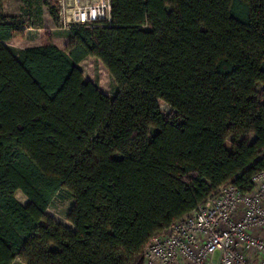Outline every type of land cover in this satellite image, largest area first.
Masks as SVG:
<instances>
[{"label": "trees", "instance_id": "1", "mask_svg": "<svg viewBox=\"0 0 264 264\" xmlns=\"http://www.w3.org/2000/svg\"><path fill=\"white\" fill-rule=\"evenodd\" d=\"M5 1L0 264H144L147 243L217 190L251 188L264 169V0H112L111 23L64 32L66 49L8 45L46 6L58 22V0H20L25 19ZM88 58L117 94L85 80ZM64 196L71 228L47 213Z\"/></svg>", "mask_w": 264, "mask_h": 264}, {"label": "built area", "instance_id": "2", "mask_svg": "<svg viewBox=\"0 0 264 264\" xmlns=\"http://www.w3.org/2000/svg\"><path fill=\"white\" fill-rule=\"evenodd\" d=\"M59 29L112 21V0H58ZM264 159V153L262 155ZM230 183L145 246L144 264H264V169Z\"/></svg>", "mask_w": 264, "mask_h": 264}, {"label": "rangeland", "instance_id": "3", "mask_svg": "<svg viewBox=\"0 0 264 264\" xmlns=\"http://www.w3.org/2000/svg\"><path fill=\"white\" fill-rule=\"evenodd\" d=\"M5 12L9 15L13 16H22V3L20 0H6L4 2ZM59 20V18H58ZM33 34L30 37V30H26L24 36L15 38L8 43L15 48L21 49L31 46H39L42 44L48 43V37L52 38L53 43L57 46H60L61 49H66L68 46V41H66L65 37H58L60 33L59 29V21L55 22L49 13V9L46 6L45 13L38 23H35L33 27ZM84 75L85 80L87 82H92L97 85L105 94L114 96L117 94V88L115 82L111 78L108 70L103 66L101 62L92 58L87 61H84L80 65ZM259 92L262 93V88L259 87ZM162 110L164 112H168V107L166 105H162ZM252 140L254 139V135L249 136ZM227 148L231 151L233 147L232 141H228L226 143ZM17 198L23 203L26 204L28 199L22 192H18L16 194ZM74 207V201L71 197L64 196V198H58L51 205L48 210V215L54 219H56L61 224L70 227L71 224L68 221V215ZM45 225V222L42 223Z\"/></svg>", "mask_w": 264, "mask_h": 264}, {"label": "crops", "instance_id": "4", "mask_svg": "<svg viewBox=\"0 0 264 264\" xmlns=\"http://www.w3.org/2000/svg\"><path fill=\"white\" fill-rule=\"evenodd\" d=\"M30 31L29 32H31V33H29L30 34V37L32 36V32L34 31L33 29H29ZM63 33H64V31H60V33H58L59 34V36L58 37H64V35H63ZM66 39V41H68V39L67 38H65ZM42 45H44V44H42ZM42 45H39V46H42ZM31 47H36V46H31ZM59 48H60V46H58ZM26 48H30V47H26ZM21 49H25V48H21ZM89 59H92V58H88V59H86L85 61H87V60H89ZM13 264H25V263H23L21 260H19V259H16L15 261H14V263Z\"/></svg>", "mask_w": 264, "mask_h": 264}]
</instances>
